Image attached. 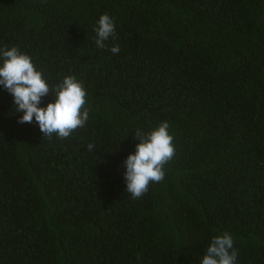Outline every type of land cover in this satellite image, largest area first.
Masks as SVG:
<instances>
[{"label": "trees", "instance_id": "1", "mask_svg": "<svg viewBox=\"0 0 264 264\" xmlns=\"http://www.w3.org/2000/svg\"><path fill=\"white\" fill-rule=\"evenodd\" d=\"M14 46L50 87L76 76L89 117L44 137L0 85V264H201L224 232L264 264V0H0ZM165 120L175 155L133 199L135 131Z\"/></svg>", "mask_w": 264, "mask_h": 264}, {"label": "clouds", "instance_id": "2", "mask_svg": "<svg viewBox=\"0 0 264 264\" xmlns=\"http://www.w3.org/2000/svg\"><path fill=\"white\" fill-rule=\"evenodd\" d=\"M95 32V44L101 49L107 47L105 41L110 36L115 37V22L108 13L100 16ZM110 51L118 54L119 45L112 46ZM0 59V85L12 94L15 111L23 113L19 123H32L35 119L44 137L51 138L55 134L61 139L86 124L89 117V109L85 107L87 93L76 76L67 75L50 87L31 57L17 47L0 49ZM50 92L55 96L54 102L40 106ZM169 129L170 123L165 120L151 131H135L139 143L124 161L126 190L133 199L147 193L150 183L164 179V166L175 155L173 134ZM88 148L91 151L94 144L90 143ZM237 255L232 235L224 232L212 238L201 264H236Z\"/></svg>", "mask_w": 264, "mask_h": 264}]
</instances>
